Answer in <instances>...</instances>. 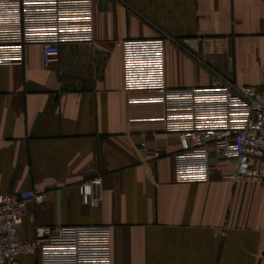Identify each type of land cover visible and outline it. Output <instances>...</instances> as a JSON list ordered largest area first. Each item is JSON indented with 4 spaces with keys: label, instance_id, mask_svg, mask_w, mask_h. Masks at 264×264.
Returning <instances> with one entry per match:
<instances>
[{
    "label": "crops",
    "instance_id": "crops-1",
    "mask_svg": "<svg viewBox=\"0 0 264 264\" xmlns=\"http://www.w3.org/2000/svg\"><path fill=\"white\" fill-rule=\"evenodd\" d=\"M93 44L0 65V193L35 189L22 240L45 225L110 226L112 264H264V182H181L165 90L218 75L264 90V0H95ZM103 177L96 208L79 185ZM9 264V263H8Z\"/></svg>",
    "mask_w": 264,
    "mask_h": 264
},
{
    "label": "built area",
    "instance_id": "built-area-1",
    "mask_svg": "<svg viewBox=\"0 0 264 264\" xmlns=\"http://www.w3.org/2000/svg\"><path fill=\"white\" fill-rule=\"evenodd\" d=\"M95 0H0V65L22 64L27 46H42L46 66L61 46L93 44ZM166 130L179 137L175 158L181 182H208L216 160L234 166L235 181L264 182V90L218 75L205 86L165 90ZM82 203L99 207L103 177L79 185ZM35 189L0 193V264H112L110 226L45 225L20 238L25 208L42 201Z\"/></svg>",
    "mask_w": 264,
    "mask_h": 264
},
{
    "label": "rangeland",
    "instance_id": "rangeland-1",
    "mask_svg": "<svg viewBox=\"0 0 264 264\" xmlns=\"http://www.w3.org/2000/svg\"><path fill=\"white\" fill-rule=\"evenodd\" d=\"M21 264H34V261L32 258H24L22 261H21Z\"/></svg>",
    "mask_w": 264,
    "mask_h": 264
}]
</instances>
